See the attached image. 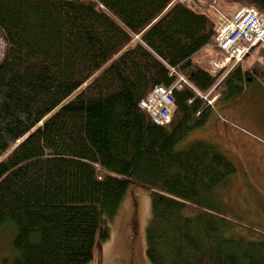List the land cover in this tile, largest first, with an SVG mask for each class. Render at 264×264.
I'll list each match as a JSON object with an SVG mask.
<instances>
[{"label":"trees","instance_id":"16d2710c","mask_svg":"<svg viewBox=\"0 0 264 264\" xmlns=\"http://www.w3.org/2000/svg\"><path fill=\"white\" fill-rule=\"evenodd\" d=\"M226 1L264 17V0ZM218 22L174 0H0V230L14 234L0 264L91 263L130 182L150 198V264H264V236L227 238L211 203L234 164L205 142L176 150L207 123L208 92L264 78L263 49L220 81L192 61ZM157 86L173 95L165 126L139 107Z\"/></svg>","mask_w":264,"mask_h":264},{"label":"rangeland","instance_id":"374dc122","mask_svg":"<svg viewBox=\"0 0 264 264\" xmlns=\"http://www.w3.org/2000/svg\"><path fill=\"white\" fill-rule=\"evenodd\" d=\"M195 10L206 12L224 27L240 12L226 0H174ZM252 47L242 68H248L258 59L262 50ZM210 49V50H209ZM6 54V42L0 32V62ZM225 54V53H224ZM216 45L192 57L205 69L217 72L215 61L225 57ZM209 58L211 60H209ZM213 58V59H212ZM212 64L209 65V62ZM230 65L220 75L228 74ZM219 70L217 73H219ZM183 83H186L183 80ZM210 91L204 97L213 106L207 123L191 132L176 147L186 150L196 142L212 144L235 167L225 186L219 188L211 201L221 218L229 223L227 238L259 241L264 236V78H255L245 84L243 92L229 100H218L219 94ZM212 93V94H211ZM151 216L147 190L130 182L120 208L110 226V238L97 247L89 264H150L145 255V230ZM13 229L0 230V262L13 254Z\"/></svg>","mask_w":264,"mask_h":264},{"label":"built area","instance_id":"2783aa9c","mask_svg":"<svg viewBox=\"0 0 264 264\" xmlns=\"http://www.w3.org/2000/svg\"><path fill=\"white\" fill-rule=\"evenodd\" d=\"M259 46L264 49V17L253 8H242L240 12L217 32L216 47L224 54L223 61L215 63L222 68L237 66L249 50ZM171 88L155 87L139 107L147 112L152 122L158 126L169 123L173 108Z\"/></svg>","mask_w":264,"mask_h":264},{"label":"crops","instance_id":"0c3cea01","mask_svg":"<svg viewBox=\"0 0 264 264\" xmlns=\"http://www.w3.org/2000/svg\"><path fill=\"white\" fill-rule=\"evenodd\" d=\"M210 50V49H209ZM204 51V50H203ZM213 59V58H212ZM209 60H211L210 58H209ZM212 62V61H211ZM211 62H209V65L211 64ZM202 67V66H201ZM203 68V67H202ZM209 68V67H208ZM244 68V67H243ZM205 69V68H204Z\"/></svg>","mask_w":264,"mask_h":264}]
</instances>
